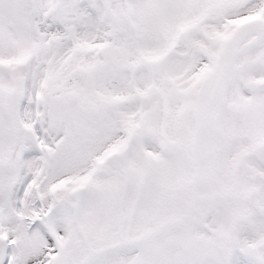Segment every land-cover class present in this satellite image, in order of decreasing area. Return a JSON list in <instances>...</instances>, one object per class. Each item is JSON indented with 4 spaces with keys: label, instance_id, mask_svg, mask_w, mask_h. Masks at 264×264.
Returning <instances> with one entry per match:
<instances>
[{
    "label": "snow or ice",
    "instance_id": "6c2138e0",
    "mask_svg": "<svg viewBox=\"0 0 264 264\" xmlns=\"http://www.w3.org/2000/svg\"><path fill=\"white\" fill-rule=\"evenodd\" d=\"M0 264H264V0H0Z\"/></svg>",
    "mask_w": 264,
    "mask_h": 264
}]
</instances>
